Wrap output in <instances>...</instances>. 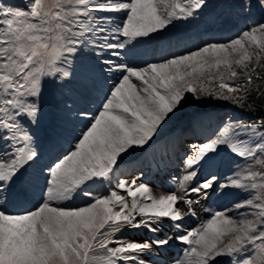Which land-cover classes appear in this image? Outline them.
I'll list each match as a JSON object with an SVG mask.
<instances>
[{
  "label": "snow or ice",
  "instance_id": "1",
  "mask_svg": "<svg viewBox=\"0 0 264 264\" xmlns=\"http://www.w3.org/2000/svg\"><path fill=\"white\" fill-rule=\"evenodd\" d=\"M207 3L0 0V264H148L146 256H158L173 240L186 247L172 264H264V119L229 118L190 145L185 174L167 194L153 195L147 184L119 175L126 157L159 142L189 94L244 106L254 75L264 80L257 71L264 69V20L246 24L228 43H206L144 66L126 62L142 40L162 39L175 21L202 15ZM234 7L245 18L264 14V0H234ZM105 70V83L112 82L95 111L80 107ZM48 82L61 90L53 101L59 111L75 112L83 127L67 149L38 167L34 129L45 113ZM221 149L248 162L223 183L213 171ZM41 179L40 202L11 211ZM96 185L107 186L106 194L94 192ZM230 188L247 197L185 228L204 201ZM77 198L83 206L65 203ZM133 230L150 235L125 237Z\"/></svg>",
  "mask_w": 264,
  "mask_h": 264
},
{
  "label": "rangeland",
  "instance_id": "2",
  "mask_svg": "<svg viewBox=\"0 0 264 264\" xmlns=\"http://www.w3.org/2000/svg\"><path fill=\"white\" fill-rule=\"evenodd\" d=\"M227 3H229L230 6H232L237 12H239V10L236 7H234V0H208L207 8L204 9V12L202 15L198 16L195 19H191V20L175 21L174 25L170 26L169 30L166 33H164V37L162 39L142 40L138 45H136V47L134 49V52L136 53V55H133V57L135 58V61L129 62V63L131 64V63H135V62L136 63L140 62V63H142L140 66H144L145 61L158 62L160 60L153 59L152 58L153 52H151L155 49L154 48L152 50V48L154 46H158V43H159V46L165 45V43H166V46L168 47L171 44H174L175 42H177L179 40L187 39L191 36H196L197 33H199V31L203 32V29L206 28L207 26H209L213 23H218V21L217 22L215 21L216 19L219 20V23L222 22L221 19L222 20L230 19L233 22L234 20L231 18L232 17L231 14L225 12V8H226ZM15 5L21 6L18 3H16ZM254 14H256V15L253 17H256V18H250V24L253 21L264 20V14L260 13L258 10L255 11L253 13V15ZM108 15H111V17H113L112 19L116 20L117 22H119L120 19H122V14L112 13V14H108ZM228 23H231V21H229ZM224 26H226V25H223L222 27H217L215 29L225 28ZM245 26L246 25L244 23H241V27H243V28L239 29V27H236L238 30H234L228 37H223V38H219L216 40H207V42H205L204 44H202L200 46L179 52L176 55L186 54L190 50H196L198 47H203L206 43H228L231 39L237 38V36L241 32V30L245 29ZM169 58H171V57H169ZM106 77H107V73L105 70L103 73L98 71L96 78L101 80L102 78H106ZM134 82H136V81H134ZM136 83H138V82H136ZM102 87L104 90H103L102 96L97 98L98 102L91 101L89 98L87 100H85L87 103L86 104L87 107L93 111H95V109L99 103V100L103 98V94L107 90L106 87H104V86H102ZM45 88H46V91H45V113L41 119V123H40L39 128L34 129V132H37L43 128H47L50 125H55V126L56 125H58V126L65 125V127L63 129H67L68 133H71L72 131H74V130H72L73 127L77 128L73 132V135H74V133H78L79 130L83 127L81 120H79L78 118L77 119L76 118H72V119L68 118L67 119L66 117L63 116V115H67V114H62V113L54 110V108H53V106L55 105L53 103V101H54V99H60L61 98V92L58 90V88L55 86V84H53L51 82L46 83ZM90 96L95 97L94 94H91ZM205 106H210V104L205 103L202 99L199 101L193 100L191 98V95L189 94L188 103L184 104L183 108L180 110L179 116L176 118H173L171 121L168 122L167 127L164 129V132L161 134V139L159 140V142L156 145H154L153 147H151L152 149H155V152H156L155 158L157 161H159L160 164H164V161H165V159L159 155V153H160L159 150L162 148V146H164L162 139L167 138L169 140H172L173 142H176V138L179 135L178 134V128L179 127H183L185 129V133H186L188 130V126L190 125L191 130H189V132L192 133L191 136L196 137L197 141H193V139L189 140V138H187V139L189 141H193L194 144L198 145V144L204 142L210 136H212L213 133L217 130L218 126H220L222 121H227L229 118H231L232 120L251 122L250 120H244L245 117L243 115L237 114L234 111V109H229L228 107H225V108H222L218 112L217 109H215V108H211V107L205 108ZM74 120H75V123H74ZM61 121H62V123H60ZM72 139H74V137ZM63 141L65 143H67L68 139L64 137ZM184 145H185V143H182V148L179 149V151L181 153L185 154V157L183 159H185L187 155L192 154L190 151H188L191 143L188 142L187 145H189V146H187L186 148L184 147ZM68 147H69V143H67V146L65 149H67ZM151 148H149V149L147 148L143 152H141V151L134 152L130 157H132L133 155H139L141 153L146 155L147 150L151 151ZM164 148H165V146H164ZM221 153L223 156H222V159L220 160L221 167H219V168L221 169V171H220V173H219L220 175L218 177H219L220 181L223 183L226 181V179L228 177H232L235 172L246 167L248 162L245 161L244 159H242L241 161H237L236 159L238 157H236L234 155H230L226 149H221ZM128 158L129 157H126L125 160L120 165L119 175H120V178H122V179H130L131 178L130 176L134 175V174H132V175H127L126 177H124L125 174L122 172V170L129 164ZM155 158H154V163H155ZM183 159H182V162H183ZM50 162H48V163H50ZM182 162H180L179 164L181 165ZM180 165H179V167H180ZM148 167L149 166H147L146 168H148ZM175 167L178 168L176 172L170 173V172H168V170H165L163 173L167 174V176L175 177L176 175L179 174L178 165H176ZM158 169L162 171V168H158ZM146 171L147 170H145L142 174H144ZM203 173H204V176L207 175V173L205 171H203ZM42 183H43V181H41L39 183L37 181V183H35L34 185H39V187H41ZM153 184H155V183H153ZM155 185L158 186V184H155ZM98 187L99 186H97V185H96V187L94 186L93 191L99 195L106 194V188L107 187H105V188L100 187L98 190H96ZM160 187H162V186H160ZM219 195H221V194L218 191L216 194H213V196H211L210 199H208L207 201H204V206L207 207V209H208V213L204 217L205 221H207L210 218V214L212 212H214L216 210H224L226 208H233L235 203L241 202L243 199H245L247 197V193L244 192L243 190H237V189H231V188L226 190V192L224 194L227 196L226 198L223 199L221 197L220 198L221 200H220V199H218ZM213 199H217V205L214 204ZM36 200H37V198H36ZM39 202H40V200L37 203H39ZM68 202H65L67 204V206L75 207V206H83V204L85 203V200L83 198H78V199H76V201L70 202L71 205H68L69 204ZM195 225H197V224H193L192 227L193 228L196 227ZM133 231H135V230H133ZM138 238L140 239V237H138ZM174 243H175V241L173 240L170 245H174ZM145 259L148 261L147 258H145ZM157 259L158 260L168 259V261L166 260L165 262L167 264H172V261H170L169 257H167L166 255H158Z\"/></svg>",
  "mask_w": 264,
  "mask_h": 264
},
{
  "label": "bare ground",
  "instance_id": "3",
  "mask_svg": "<svg viewBox=\"0 0 264 264\" xmlns=\"http://www.w3.org/2000/svg\"><path fill=\"white\" fill-rule=\"evenodd\" d=\"M113 18V17H112ZM214 19V18H213ZM215 22V21H214ZM225 25V24H224ZM224 27H226V26H224ZM216 27H214V29H215ZM156 41V40H155ZM150 42V41H149ZM152 45V44H151ZM150 46V45H149ZM163 48H165V46H162L160 49H163ZM132 59V58H131ZM130 59V60H131ZM129 60V61H130ZM129 61H126V62H128L129 63ZM104 72V71H103ZM102 72V73H103ZM104 76V75H103ZM112 82V81H111ZM111 82H109L110 84H111ZM61 113V112H60ZM70 117H73V118H78L79 120H81L79 117H77L76 116V114H73V115H69ZM60 121V120H59ZM74 123H75V120H74ZM68 124V123H67ZM75 129H77V128H72V130H74L75 131ZM74 131H72L71 133H68V130L67 129H64V132L65 133H67L64 137L65 138H68V137H70V135L71 136H73V132ZM152 155H153V153H152ZM154 158H155V155L154 156H152L150 159H151V165L148 167V168H146V172L143 174V175H145L146 174V176L147 177H149V179H150V181H151V184H149L147 181H143L141 178L139 179V181L140 182H143V183H145V184H147L148 186H149V188H150V190L152 191V194L153 195H156V196H158V195H161V194H167V193H169V192H171L172 190H174L175 189V187H176V181L178 180V179H180L185 173L183 172V167H185V165H184V163L182 162L181 163V165H180V167H179V174L178 175H176L175 177H170V176H167V174H165V173H163L161 170H159L154 164ZM184 160V159H183ZM38 167H42V165L39 163L38 164ZM142 175V174H141ZM131 178L130 179H135L133 176H130ZM42 181V179L40 180V181H38V183L39 182H41ZM153 183H155V184H158V186L157 185H155V184H153ZM160 186H162V187H160ZM166 186V187H165ZM36 187H39V186H36ZM96 187V186H95ZM172 189V190H171ZM36 198H37V196L34 194V193H32V198H30L31 200L33 199L34 201L36 200ZM130 199V198H129ZM193 224H198V222L197 221H195L193 218H189V219H187L186 221H185V227H190L191 229H193V227H192V225ZM168 261V260H167ZM171 261V260H170Z\"/></svg>",
  "mask_w": 264,
  "mask_h": 264
},
{
  "label": "trees",
  "instance_id": "4",
  "mask_svg": "<svg viewBox=\"0 0 264 264\" xmlns=\"http://www.w3.org/2000/svg\"><path fill=\"white\" fill-rule=\"evenodd\" d=\"M257 71L264 75V69H257ZM253 79L254 82L251 86L253 91L244 106L237 105L231 101L216 99L215 97H205L202 100L210 104L238 107L241 111L240 113L244 114V117H248V120L258 121L264 119V95L261 94L264 93V80H256L255 75ZM257 87L259 91L256 90Z\"/></svg>",
  "mask_w": 264,
  "mask_h": 264
}]
</instances>
